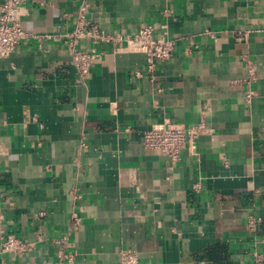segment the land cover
<instances>
[{
	"label": "crops",
	"instance_id": "0c3cea01",
	"mask_svg": "<svg viewBox=\"0 0 264 264\" xmlns=\"http://www.w3.org/2000/svg\"><path fill=\"white\" fill-rule=\"evenodd\" d=\"M85 1L26 0L34 36L0 59V189L12 197L0 213L28 244L0 264H68L62 252L121 264L124 250L143 264H253L264 254V0H89L105 31L167 26L177 46L150 75L143 54L100 46L83 86L60 36ZM246 56L257 66L249 105ZM166 118L209 130L178 164L142 145ZM250 214L263 219L256 232Z\"/></svg>",
	"mask_w": 264,
	"mask_h": 264
},
{
	"label": "built area",
	"instance_id": "2783aa9c",
	"mask_svg": "<svg viewBox=\"0 0 264 264\" xmlns=\"http://www.w3.org/2000/svg\"><path fill=\"white\" fill-rule=\"evenodd\" d=\"M89 0H86L80 11L77 13L72 31L60 36L64 39V45L68 57L75 65L79 79L78 83L86 86L91 77V70L94 62L107 54L100 50V46H108L113 54L137 53L146 57V73L152 74L159 63L169 62L176 51V40L169 37L167 26L160 29L157 26L149 25L141 28L136 34L124 35L114 34L105 31L98 23H95L88 14ZM26 0H1L0 1V59L10 58L16 52L20 44L29 40L34 35L23 28L22 22L28 14ZM67 17V16H66ZM210 33V31H207ZM248 32L242 30L237 32L236 38L242 40ZM89 45V48L86 46ZM244 64L247 71V78L243 84L248 88L246 92L247 104L255 96L252 84L257 80V66L249 56L244 57ZM136 77L142 74L137 72ZM133 131L126 128V132ZM209 130L204 123L193 126H182L170 119H165L160 124L152 125L142 132V145L148 152H155L167 157L172 164L181 162V152L188 148L191 152L196 149V142L200 136L207 134ZM84 148L87 145L82 144ZM6 152L0 146V155ZM224 161V160H223ZM201 184L193 186V191L199 193ZM74 198L80 200L82 195L74 192ZM11 196L0 189V199L6 203L11 202ZM5 216L0 213V253L1 254H24L28 250V244L15 234L7 233L4 229ZM81 219L74 218L73 224L80 225ZM263 223V219L255 214H250L247 219L248 230L256 232ZM68 237L55 241L58 244H65ZM264 242V238L262 239ZM61 255L72 264L73 255ZM121 264H143L138 253L134 250H124L121 253ZM253 264H264V254L259 251L253 253Z\"/></svg>",
	"mask_w": 264,
	"mask_h": 264
}]
</instances>
